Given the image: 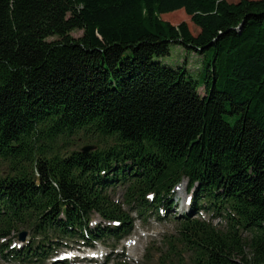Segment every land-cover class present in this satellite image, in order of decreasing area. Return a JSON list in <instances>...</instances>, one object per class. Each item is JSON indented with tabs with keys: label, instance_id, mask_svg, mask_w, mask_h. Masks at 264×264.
I'll return each instance as SVG.
<instances>
[{
	"label": "trees",
	"instance_id": "obj_1",
	"mask_svg": "<svg viewBox=\"0 0 264 264\" xmlns=\"http://www.w3.org/2000/svg\"><path fill=\"white\" fill-rule=\"evenodd\" d=\"M181 9L197 34L161 18ZM172 43L195 72L160 60ZM185 180L193 264H264V0H0V241L31 231L0 264H80L68 242L131 233L117 188L162 220Z\"/></svg>",
	"mask_w": 264,
	"mask_h": 264
},
{
	"label": "rangeland",
	"instance_id": "obj_2",
	"mask_svg": "<svg viewBox=\"0 0 264 264\" xmlns=\"http://www.w3.org/2000/svg\"><path fill=\"white\" fill-rule=\"evenodd\" d=\"M227 1L237 3L240 0ZM161 18L175 25L186 21L194 34L200 31V28L194 25L190 16L183 9L162 14ZM71 34L74 37H80L83 35V30H75ZM55 39L57 37H51L49 40ZM170 48V55L160 57L162 62L173 67H179L184 66L185 61H188V66L192 72H195V69L199 67L202 57L198 52L176 43H172ZM73 143V145L68 146L69 150H80L81 147L89 145L86 140L80 142L74 141ZM188 185V181L185 180L179 188L175 189V202L172 206V211L166 214L167 216L162 220H159L157 214L154 212L140 215L136 210H131L125 202L124 189L117 188L112 193V198L115 203L121 206L123 211L129 213L131 218L135 219V221L131 219V233L120 243L113 242L112 240H106L105 242L94 241L93 247L88 246L84 241L68 242L69 248L60 250L56 260L77 259L80 264H107L106 257H109L112 264L120 260L129 264H193V259L195 258L194 251L190 244L184 240V236L180 232V222L183 219V214L186 215L191 212L194 199L196 198L194 191L192 192L188 189ZM160 212L162 215H165L163 210ZM214 213L211 210L199 211V214L195 217L200 220L210 221ZM172 214L177 215V218H174ZM93 221L95 223L100 222L101 218L95 215ZM213 223L219 228H224L226 225L221 218L214 220ZM24 231L27 232L26 239L20 242L19 236ZM30 239L31 231L23 228L19 231H12L8 238H3L0 242L12 244L13 247L18 248L25 245ZM245 252L249 254V247L245 248ZM233 258L236 262L242 263L240 256H233ZM71 262L79 264L77 261L71 260ZM4 264L8 263L5 262Z\"/></svg>",
	"mask_w": 264,
	"mask_h": 264
},
{
	"label": "water",
	"instance_id": "obj_3",
	"mask_svg": "<svg viewBox=\"0 0 264 264\" xmlns=\"http://www.w3.org/2000/svg\"><path fill=\"white\" fill-rule=\"evenodd\" d=\"M93 149H96V146H94V145H85V146L81 147L80 151L83 152V153H88V152H90ZM26 236H27V232L26 231L22 232L20 234V236H19V239H20L19 241L20 242L25 241Z\"/></svg>",
	"mask_w": 264,
	"mask_h": 264
},
{
	"label": "bare ground",
	"instance_id": "obj_4",
	"mask_svg": "<svg viewBox=\"0 0 264 264\" xmlns=\"http://www.w3.org/2000/svg\"><path fill=\"white\" fill-rule=\"evenodd\" d=\"M182 185V184H181ZM180 187V185L177 187V188H179ZM186 204H187V201H186Z\"/></svg>",
	"mask_w": 264,
	"mask_h": 264
}]
</instances>
